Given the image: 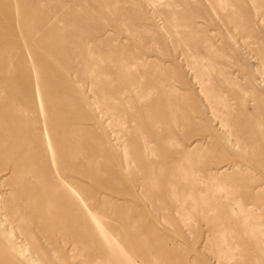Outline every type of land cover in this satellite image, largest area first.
<instances>
[{"label":"rangeland","instance_id":"374dc122","mask_svg":"<svg viewBox=\"0 0 264 264\" xmlns=\"http://www.w3.org/2000/svg\"><path fill=\"white\" fill-rule=\"evenodd\" d=\"M15 17L28 35L55 154L36 111L29 129L39 139L29 145L16 133L15 154L0 162L10 219L31 213L32 228L44 217L30 243L27 232L17 231L16 245L1 239L8 262L24 264L19 246L49 251L62 239L49 220L76 215L64 189L51 191L59 173L142 264H264V150L255 145L264 137V96L251 114L241 98L251 99L243 78L251 64L264 68L241 53L254 47L264 58V0H17L16 8L0 0V69L12 54L15 95L34 111L36 78ZM221 65L241 89L227 93L230 140L240 148L222 132ZM43 195L52 198L50 214L32 207ZM89 252V264L109 253L97 241ZM108 262L129 264L119 254Z\"/></svg>","mask_w":264,"mask_h":264},{"label":"bare ground","instance_id":"6f19581e","mask_svg":"<svg viewBox=\"0 0 264 264\" xmlns=\"http://www.w3.org/2000/svg\"><path fill=\"white\" fill-rule=\"evenodd\" d=\"M16 5L17 0H13L14 8H16ZM254 17H257L256 12H254ZM15 20L17 28L16 31L27 49L29 62L32 66V70L36 78L35 110L32 111V106L28 104L27 98L24 97V99L21 100L15 95L14 89L16 86L17 68L14 62V56L9 53L8 57L6 58L4 67L0 69V147L2 148L3 146V149L0 148V162H3V159H5L6 157L15 154L17 141H15L14 137L16 133L23 132V137L25 138V136H27V144L29 145L32 142V137L35 139H39L37 133L33 131L31 133V130L29 129V124L35 121L36 117L33 116V113L36 111L39 118V120L37 121L41 123V140L45 144V149L50 155L51 159L54 160V138L52 136L50 125L47 120V107L43 102V94L40 88V83L38 81L37 66L35 64L33 55L31 54V51L27 46L28 35L21 25L20 20L17 18ZM262 22H264V19H262ZM258 49L261 50V48ZM241 53L242 55H247L250 58H258L261 62H264V58H262L260 54L256 52V49L254 47H252L251 49H245L244 52ZM237 65H239V62L237 63ZM223 67H225V65H221L222 70H220V74L224 76V79L221 80V85H223V87L220 89V99L224 108V117L221 119V127L223 130L222 132L224 135H226L225 140L229 144L233 143L232 146L240 148V143L238 142V140H230L232 134L228 124L229 119L227 118L230 112V108L227 104L228 90L239 89L236 84L237 82L235 81L236 72H228L225 75V73L223 72ZM250 67L252 69L251 72L244 75L243 78L247 83V89H249V91L251 92V99L246 100V95L244 93L241 95L244 110L249 114H251L259 104V101L256 99V95H259L261 97L264 96V68L262 71H258L255 65L251 64ZM242 69H244V66L241 64L240 70ZM258 74L260 75V77L258 76ZM257 81L258 84L256 83ZM239 91H241V89H239ZM28 131H30V133L33 135H28ZM255 145L257 147L261 146V149H259V151L264 150V137L261 139V143H255ZM263 157L264 156H260L259 161L262 160V162L264 163ZM56 171L58 172L57 167ZM58 177L59 179L57 181V184L51 186V191L54 192L61 188L64 189L68 200V203L66 202V205H68V209L74 212L76 215L70 220H65L64 222H60L59 224H55L52 218L49 220L53 226V230H55V233H60V236L62 238L59 241L54 239L53 242H51L52 244H54V246H50L51 249L49 251H47L46 249H32L31 245L19 246V253L23 256L22 259L24 261V264H67V259L77 256H81L83 257V259H85V262H81V264H89L90 261L88 262V260L92 258L89 250L93 248L96 241L98 243H101L102 247H105V249H107L109 252L106 253V258L105 260H102L101 264H109L108 258L115 254H119L121 258L125 259V261L129 264H142L140 260L136 259L132 253L125 249L123 242L118 238V234L113 232L112 229L108 227L104 220V217L97 212L96 207L93 206L92 203H90V201H88V199L82 195L80 190L76 188L74 184L70 183L67 179L63 178L59 173ZM1 192L2 190H0V195ZM32 207L38 209L39 212L45 211L46 214H50L52 208V198L45 197V195H43L39 199L38 203L35 206L32 205ZM215 208L218 209V206H215ZM9 209L10 206H5L2 199H0V245H2V238L6 239L9 242V245H16V243H14L13 241V237L15 236L17 238V231L25 235L27 232L25 240L30 243L31 239L35 237V233L41 232L43 230V224L41 222L44 221V217L38 216L37 220H31V223L35 225L32 228H28L27 226L29 224H27L26 222L29 221L28 218H30L31 213H26L24 216L21 215L22 210L19 205L16 208L15 214H19L21 216L18 220H12V218L10 219V217H12V213ZM79 218L84 221V225L82 227H78L76 225ZM15 221H17V225L13 224ZM44 232L46 231L44 230ZM62 242H70L65 251L59 246V243ZM78 244V247H80L81 245V248L76 250V246ZM2 251L3 250L0 249V261H3L7 264H12L11 261L8 262L6 260V256ZM49 253L51 255V258L48 257ZM93 253L95 254V251H93ZM100 259L102 258H93L92 264H97Z\"/></svg>","mask_w":264,"mask_h":264}]
</instances>
